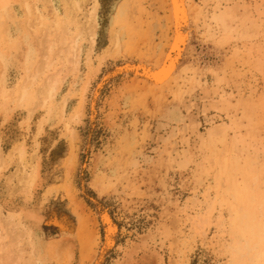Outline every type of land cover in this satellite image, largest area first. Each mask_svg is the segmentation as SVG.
<instances>
[{
	"label": "rangeland",
	"instance_id": "obj_1",
	"mask_svg": "<svg viewBox=\"0 0 264 264\" xmlns=\"http://www.w3.org/2000/svg\"><path fill=\"white\" fill-rule=\"evenodd\" d=\"M179 1L0 0V264H264V0Z\"/></svg>",
	"mask_w": 264,
	"mask_h": 264
},
{
	"label": "bare ground",
	"instance_id": "obj_2",
	"mask_svg": "<svg viewBox=\"0 0 264 264\" xmlns=\"http://www.w3.org/2000/svg\"><path fill=\"white\" fill-rule=\"evenodd\" d=\"M170 2H171L172 10H173L174 20L178 19L179 16L184 18L186 16V11H185L184 6L180 3V1L170 0ZM183 45H184V39L181 37V35L177 33L170 47L171 49L169 51V54L166 57L167 58L166 65H164L158 71H155L153 73V76L157 77V79L159 80V83L166 82L176 70L177 64L181 57L180 47H182ZM103 220H104L105 228H106L107 241L110 244V237L112 236V234L117 232V227L114 225L113 221H111V219L108 216H104Z\"/></svg>",
	"mask_w": 264,
	"mask_h": 264
}]
</instances>
